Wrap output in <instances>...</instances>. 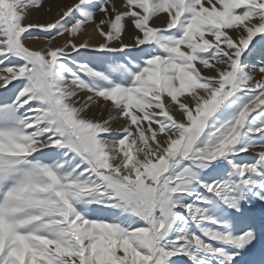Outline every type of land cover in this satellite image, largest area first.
<instances>
[{
    "label": "snow or ice",
    "instance_id": "snow-or-ice-1",
    "mask_svg": "<svg viewBox=\"0 0 264 264\" xmlns=\"http://www.w3.org/2000/svg\"><path fill=\"white\" fill-rule=\"evenodd\" d=\"M0 264H264V0H0Z\"/></svg>",
    "mask_w": 264,
    "mask_h": 264
},
{
    "label": "rangeland",
    "instance_id": "rangeland-1",
    "mask_svg": "<svg viewBox=\"0 0 264 264\" xmlns=\"http://www.w3.org/2000/svg\"><path fill=\"white\" fill-rule=\"evenodd\" d=\"M67 2H71V0H67ZM27 22V21H26ZM91 31V30H90ZM92 40H93V42L94 43H100V42H102V40H101V38L98 36V35H96L95 33H93L92 34ZM98 41V42H97ZM29 43H31V42H29ZM35 43H37L39 46L38 47H41V46H43L44 45V41H37V42H35ZM54 43V45L55 44H60V43H62V39L61 38H58L57 39V41H54L53 42ZM37 47V48H38ZM97 110H98V108H93L92 109V111H91V113H89L90 115H93V114H96L97 113ZM107 115V112H106V110H105V116Z\"/></svg>",
    "mask_w": 264,
    "mask_h": 264
},
{
    "label": "bare ground",
    "instance_id": "bare-ground-1",
    "mask_svg": "<svg viewBox=\"0 0 264 264\" xmlns=\"http://www.w3.org/2000/svg\"><path fill=\"white\" fill-rule=\"evenodd\" d=\"M93 39V38H92ZM91 42H93V40L91 41ZM98 42V41H97ZM94 43V42H93ZM30 45L32 46V47H38L39 45L37 44V43H35V42H31L30 43ZM123 122L122 121H119V122H114V127L117 125V124H122Z\"/></svg>",
    "mask_w": 264,
    "mask_h": 264
}]
</instances>
